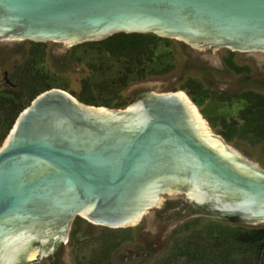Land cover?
Wrapping results in <instances>:
<instances>
[{
    "label": "water",
    "instance_id": "95a60500",
    "mask_svg": "<svg viewBox=\"0 0 264 264\" xmlns=\"http://www.w3.org/2000/svg\"><path fill=\"white\" fill-rule=\"evenodd\" d=\"M120 32L190 41L217 37L264 50V0H0V39L53 40L68 48ZM154 95L150 106L139 101L116 109L84 103L56 87L21 113L0 147V264H13L27 243L13 239L2 221L68 207L69 191L78 198L70 224L81 213L97 224L129 227L157 206L177 207L179 188H164L161 180L173 173L175 159L192 165L190 193L197 199L209 195L201 186L209 175L217 193L242 194L224 201L218 194L214 207L264 224V169L215 135L184 92ZM164 192L171 195L161 201Z\"/></svg>",
    "mask_w": 264,
    "mask_h": 264
},
{
    "label": "trees",
    "instance_id": "16d2710c",
    "mask_svg": "<svg viewBox=\"0 0 264 264\" xmlns=\"http://www.w3.org/2000/svg\"><path fill=\"white\" fill-rule=\"evenodd\" d=\"M29 42L25 56L8 71L0 87V147L21 113L40 94L56 87L68 89L66 82L48 67L47 43ZM169 43L155 33L120 32L79 45L74 50H85V56L78 59L85 61L89 70V77L82 81L79 99L92 105L120 107L121 102L113 104V101L121 98L130 81L164 72L165 60L168 63L173 60ZM173 67L166 66V71ZM97 89L106 93L104 99L99 91L96 93ZM206 110L214 117L210 119L212 122L223 123L222 133L228 139L241 136L256 144L264 141V119H218L221 112L218 107ZM86 222L79 218L74 229L77 264H116L115 254L134 239V229L103 228L99 235L81 238L80 225ZM82 246H86L88 257L79 255ZM131 264H264V225L250 226L235 218L229 221L193 218L174 230L163 251L149 252Z\"/></svg>",
    "mask_w": 264,
    "mask_h": 264
},
{
    "label": "flooded vegetation",
    "instance_id": "af4514ba",
    "mask_svg": "<svg viewBox=\"0 0 264 264\" xmlns=\"http://www.w3.org/2000/svg\"><path fill=\"white\" fill-rule=\"evenodd\" d=\"M163 38H167L170 41L168 48H170V45H173V39H176L185 44L192 45L193 48L201 47L203 49L201 51H189V57L186 58V62L181 61V67H184L185 72L178 75L179 84L176 86L161 92L156 91L157 89L154 86L144 85L131 92L128 91L125 95L124 91L129 85L135 82L130 81L124 90H122L120 94L121 98L119 100L117 98L116 101H113V104H116L118 101L121 102L122 104L120 107L111 108L127 109L139 101H143L150 106L154 102L152 99L153 97H151V95L155 96L154 93L184 92L191 101L195 102L199 108H201L202 114L207 119L214 118L206 110L208 107L213 106L221 110L220 114L217 116L218 119H264V50L241 49L239 45L232 43L231 45L234 46H231L217 37H210L208 40L202 38L200 41H190L175 37ZM25 43L28 45L30 44L29 40H26ZM169 50L171 51L170 53L173 60L169 63L165 60L163 63L165 67L164 72L159 74L161 78L162 76L170 74L173 70H177V67H179V59L176 55V50L172 48ZM166 66L174 67L167 72ZM147 78L148 77L136 81H142ZM164 86H166V84H164ZM98 91L99 95L102 96L100 97L104 99V94L106 93H104L102 89H97L96 93H98ZM157 101L158 100L155 102ZM95 141L99 143L101 141L100 136H97ZM191 166L192 165L186 166L181 159H175L172 161L170 168L173 173L161 179L164 182V184H162L164 188L167 186L178 187L179 190L177 191H179L178 194L180 197L178 200L179 202H177V207H168V209L165 208L163 211H155V213H157L156 216L158 215L162 219H165L164 224L167 221L171 226L167 236V243L177 227L190 219L198 217L222 219L225 221L235 218L240 223L255 226L244 221L245 219L238 214L223 215L227 210H223L221 207H214L218 201L216 197L219 195L225 197L224 199H220L224 201L228 199H238L242 194L221 187L219 188L222 190H219V193H217L218 190L215 188L216 183L209 175H205L201 181V186L205 187L206 191L209 193L207 198L199 200L193 193L191 194L190 187L194 184ZM165 194L168 195L170 193L166 192ZM64 200V203H66L68 207H58L57 211L54 213L48 215L39 214L37 216L35 215L36 217L33 218L10 216L2 221L7 229L12 232L13 239L23 238L26 239L27 242L25 249L18 255L13 264H69V262L66 263L64 259L66 247L68 245L73 246V248L76 247L77 241L76 238H74V229L77 225L76 222L79 218L84 220L87 219L81 213H78L72 221V224H70L73 206L77 203L78 198L73 192L69 191L66 193ZM166 200L168 199L166 198ZM156 208L159 207L157 206ZM149 212L150 211L144 214L142 220L137 225L121 228H134L140 225ZM167 213H169V215L172 214L169 219L166 215ZM88 221L92 222L90 220ZM110 228L121 229L114 227ZM158 245V243H154L153 247ZM35 249H37L36 254H33L35 256H30L31 252L35 251ZM133 252L136 256H133L131 253V257H126V260L132 262L149 253V251L140 250ZM74 262L76 264L75 260Z\"/></svg>",
    "mask_w": 264,
    "mask_h": 264
},
{
    "label": "rangeland",
    "instance_id": "374dc122",
    "mask_svg": "<svg viewBox=\"0 0 264 264\" xmlns=\"http://www.w3.org/2000/svg\"><path fill=\"white\" fill-rule=\"evenodd\" d=\"M30 41V40H29ZM26 40H8L0 39V87L4 85L5 80L8 77V71L14 67L16 62L22 60L26 53H24L25 48L28 46L25 43ZM47 43L48 58L47 64L53 75L61 77V81L66 82L69 93L73 94L77 98L82 93V81L89 77V70L87 63L85 61L79 60L78 56H85L82 49H76L79 45L75 44L71 47L64 48V42L60 41H45ZM92 42V41H91ZM173 45L170 48L175 49L176 55L179 59V67L177 70H173L170 74L165 76L152 75L145 80L135 81L124 91L125 95L128 91H133L136 88H140L144 85L154 86L156 91H167L170 87H174L179 84L178 75L185 72L184 67H181V61L186 62V58L189 57V51H201L203 48L195 47L193 48L190 44H185L180 40L173 39ZM168 48V49H170ZM75 55L76 58H73ZM184 58V59H183ZM57 77V76H56ZM4 81V82H3ZM166 84V86H164ZM195 103V102H194ZM196 104V103H195ZM199 111L201 108L196 107ZM202 112V111H201ZM203 115V114H202ZM204 116V115H203ZM203 120L206 122L207 126L211 131L217 135L222 136L225 139L227 145L231 148L237 150V152L245 159L259 165L264 169V141L261 143H252L249 139L236 136L234 139H228L223 133V123H214L205 116ZM166 192L162 194L161 201L168 198L171 194L166 195ZM156 207L150 210L143 222L135 226L133 229L134 239L130 242L125 243L115 254L116 264H131V261L126 260V257H131L133 251H149V252H160L163 251L167 245V236L171 228L170 224L165 221L157 219L154 216ZM86 223L80 225L81 231H79V236L81 238H86L87 236L99 235L103 228L112 229L105 225L94 224L86 220ZM264 224H259L257 226H263ZM154 243L159 245L153 247ZM85 245V244H84ZM78 253L77 245L75 248L73 246H67L65 251V259L69 264H77L76 257ZM89 252L86 250V246L82 247L81 253L79 255L81 258L88 257Z\"/></svg>",
    "mask_w": 264,
    "mask_h": 264
},
{
    "label": "bare ground",
    "instance_id": "6f19581e",
    "mask_svg": "<svg viewBox=\"0 0 264 264\" xmlns=\"http://www.w3.org/2000/svg\"><path fill=\"white\" fill-rule=\"evenodd\" d=\"M197 112V111H196ZM197 114H198V112H197ZM208 130L210 131V129L208 128Z\"/></svg>",
    "mask_w": 264,
    "mask_h": 264
}]
</instances>
